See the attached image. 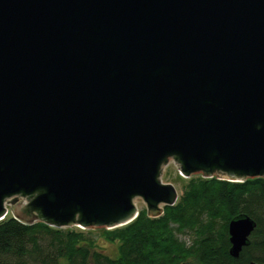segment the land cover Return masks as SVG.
Segmentation results:
<instances>
[{
  "label": "water",
  "instance_id": "95a60500",
  "mask_svg": "<svg viewBox=\"0 0 264 264\" xmlns=\"http://www.w3.org/2000/svg\"><path fill=\"white\" fill-rule=\"evenodd\" d=\"M171 159L264 177V0H0V220L158 217ZM256 228L230 220L232 257Z\"/></svg>",
  "mask_w": 264,
  "mask_h": 264
},
{
  "label": "trees",
  "instance_id": "16d2710c",
  "mask_svg": "<svg viewBox=\"0 0 264 264\" xmlns=\"http://www.w3.org/2000/svg\"><path fill=\"white\" fill-rule=\"evenodd\" d=\"M240 214L257 222L251 243L230 255L228 224ZM186 236L187 238H182ZM113 244L108 253L103 243ZM264 263V177L229 181L193 176L158 217L146 209L121 227L58 228L0 220V264H250Z\"/></svg>",
  "mask_w": 264,
  "mask_h": 264
},
{
  "label": "rangeland",
  "instance_id": "374dc122",
  "mask_svg": "<svg viewBox=\"0 0 264 264\" xmlns=\"http://www.w3.org/2000/svg\"><path fill=\"white\" fill-rule=\"evenodd\" d=\"M163 170H164V172L161 174L162 181L164 183H171V184L175 185L176 188L178 189L179 196L182 194L183 186L189 178H191L193 176H198V175L202 176L201 173H197L191 177H185L181 173V170L179 169V165L175 162L174 159L169 160L168 163L164 165ZM136 203H137L138 207L140 208V210L146 209V207H147L146 203L144 202V200L142 198H137ZM8 216H12V214L9 213ZM77 228H81V227L78 226ZM81 229H84V228H81ZM181 237L187 238L186 236H181ZM103 245L106 247V250L108 253H114L116 251V247L113 244H106L104 242Z\"/></svg>",
  "mask_w": 264,
  "mask_h": 264
}]
</instances>
